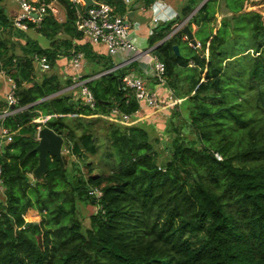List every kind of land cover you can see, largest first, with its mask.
Returning a JSON list of instances; mask_svg holds the SVG:
<instances>
[{
    "label": "trees",
    "instance_id": "trees-1",
    "mask_svg": "<svg viewBox=\"0 0 264 264\" xmlns=\"http://www.w3.org/2000/svg\"><path fill=\"white\" fill-rule=\"evenodd\" d=\"M58 1L64 19L50 10L40 24L30 22L50 37V45L44 46L14 24L0 0V66L15 77L16 105L21 107L3 120L13 138H0L5 194L0 199V264H264V5L245 10L248 0H228L236 12L224 16L214 31L207 25L215 17L213 1L194 11L201 0H186L177 16L160 21L148 37L150 44L157 43L170 83L178 81L179 66L191 65V58L198 69L191 88L177 93L186 97L174 104L164 122L169 137L153 135L144 118L123 123L106 117L118 168L85 175L49 153L48 170L33 180L40 126L63 133L74 153L83 134L79 124L90 128L96 117L79 113L114 106L134 112L140 106L121 80L137 62L105 71L114 65L113 58L83 40L74 2ZM107 1L119 12L126 10L125 0ZM142 1L150 5L154 0ZM187 16L191 28L196 22V31L207 30L198 37L202 51L184 38V27L165 38ZM183 43L195 53H184ZM19 45L22 51H17ZM74 49L96 63L97 56L104 57L97 69L102 73L88 81L95 107L71 91L52 94L71 84L72 74L62 77L51 67L40 74L36 70V51L47 53L54 66ZM242 70L249 73L243 91L238 82L230 85ZM250 86L256 89L253 97ZM42 113L53 114L45 121L34 119ZM84 136L92 134L85 129ZM95 186L101 194L90 191ZM80 201L97 204L89 225L79 217ZM29 207L42 216L25 225Z\"/></svg>",
    "mask_w": 264,
    "mask_h": 264
},
{
    "label": "built area",
    "instance_id": "built-area-1",
    "mask_svg": "<svg viewBox=\"0 0 264 264\" xmlns=\"http://www.w3.org/2000/svg\"><path fill=\"white\" fill-rule=\"evenodd\" d=\"M77 11L76 25L80 29L87 40L92 43L106 44L107 51L114 60V65L105 71L132 67L134 62H139L142 66V72L136 69L126 71L122 77V85L127 91L133 92L138 99L140 106L134 111L130 112L119 106L111 108V113L107 115L114 120H119L126 123L137 121L144 117L145 113L142 109L145 106L150 107H167L174 106L179 101L178 96L173 94L172 87L168 84V77L166 73V62L155 51V44H150L147 40L143 41L138 29L142 26V22L135 19L130 14V8L126 12H119L116 9V4L107 0H95L87 4L86 0H72ZM131 0H126L130 2ZM20 10L14 18L16 26L27 29L30 22L33 21L40 24L45 14L52 11L57 17L61 11V3L58 0H18ZM154 4H163L164 0H154ZM60 4V5H59ZM60 18V17H58ZM161 20L160 14H153L147 23L148 32H152ZM187 18L175 22L173 28L168 32L167 36L172 35L180 27H183L187 22ZM188 38L190 43L197 47L201 45V40L197 38L194 42L186 32L184 35ZM35 59L41 63L43 68L50 67L51 62L48 54L35 52ZM84 51L75 50L71 56V61L76 66V70L72 73L73 82L71 86L79 85L82 97L85 102L91 106H95L97 98L88 81L92 78L85 76L82 70L79 69ZM0 72L6 74L10 81V88L8 90V106L3 111L6 116L9 112L14 111L18 97L16 94L17 82L12 74H9L5 67L0 66ZM102 73V72H100ZM155 79V83L149 82V77ZM103 114V113H102ZM136 115L133 117V115ZM14 131L9 127H4L0 136L5 140L13 138ZM2 139V138H1ZM218 157H222L220 151H215ZM3 164L0 162V185H3ZM91 192L98 195L102 193L98 186L90 187Z\"/></svg>",
    "mask_w": 264,
    "mask_h": 264
},
{
    "label": "rangeland",
    "instance_id": "rangeland-1",
    "mask_svg": "<svg viewBox=\"0 0 264 264\" xmlns=\"http://www.w3.org/2000/svg\"><path fill=\"white\" fill-rule=\"evenodd\" d=\"M135 2L136 0H132L130 2V5L135 6L134 5ZM3 3L6 6L8 15L13 19V22L15 24L14 18L17 15V11H18L17 9L20 10L18 0H3ZM223 4H224V1L217 3V6H216L217 9L223 6ZM137 5L138 4H136V6ZM263 5H264V0H249L247 4L248 9L252 7L258 8V6H263ZM61 8L62 9H61V12L58 14V17H61V14L64 12V7L62 6V4H61ZM127 8H129V6H127L126 9ZM124 12H126V10ZM218 14L220 15V12ZM138 17H140V15H138ZM184 19L185 18H183V20ZM242 19L244 20V18ZM242 22H245V21H242ZM205 32H207V30L203 31V33ZM30 33H32L31 29H30ZM203 33L196 31L195 35L198 38V37H202ZM42 42L44 44L46 43L45 45L49 44V42L46 39H44V37L42 38ZM146 43H147V40L145 44ZM227 47L229 48V46ZM16 48H17V51H22L20 47L17 46ZM182 51L186 54L195 53V49L191 48L189 45H187V43L182 44ZM191 65H194V64H191ZM191 65L179 66L178 81L175 84L170 83V81L168 82V84L172 87V90H173L172 93L178 96L179 98L178 102L180 103L186 97L187 94L180 96L177 93H183V92L188 91L191 88V79L197 76V72H198L197 67L195 65L194 66H191ZM88 71L89 73L92 72L91 68H89ZM38 72L40 73V71ZM239 74L240 75L238 77L231 80L230 85H233L234 82H238L243 91L242 86H248L247 77L249 73L247 71L242 70L241 73ZM5 76L7 75L5 74ZM245 89L246 88H244V90ZM247 90L248 92L251 93L253 97L256 91L255 86H250L249 88L247 87ZM233 96L235 97L236 94L234 93ZM208 99L219 100L220 98L209 96ZM82 100L85 102L83 98ZM262 107H264V105H262ZM172 110H173L172 105H168L167 107H163V108L162 107H151V108L147 107L144 110V113H145L144 114L145 116L143 117L145 120L144 123L150 127L151 131L153 132V135H162L164 138L169 137V134L167 132H163V128H164V122L166 121L167 117L170 115ZM102 113H103L102 116L94 115L96 117L93 119L94 122L92 121L93 124H92V127L90 128H84L81 124H79L78 131L80 134L82 133L83 134L80 136V140H79V143L81 145L79 146L78 149H75L76 150L75 153H72L73 150L71 151L68 150V144L66 142L63 145L64 152L70 153V158L67 164L69 168L73 169L76 165L75 168L76 169L78 168V171H81V173H84L85 175H90L91 173L108 172L110 170H113L119 167L118 158L114 151V144H113L112 139L110 138L111 125H108V122H109L108 120H114L110 117H107V115L111 113V109L108 111H103ZM106 117L108 120L104 119ZM73 122L76 124L77 121L73 120ZM152 125L154 127H152ZM85 129L91 132L92 136H90V139H88L86 136L83 137V135L85 134ZM157 145L159 146V148H162L161 146L162 141H159ZM165 156H166V153L163 152L160 158L163 159ZM74 160H77L76 163H74ZM30 175L33 180L37 178L32 173H30ZM3 190H4V186L0 185V199L5 197ZM79 205H80L79 217L83 220L84 224L89 225L90 219H91L90 215L92 212H95L97 210L98 208L97 204L91 203V202L84 203L80 201ZM41 216L42 214L39 212V209L35 207H29L27 211L25 212V217L27 219H38L39 220Z\"/></svg>",
    "mask_w": 264,
    "mask_h": 264
},
{
    "label": "crops",
    "instance_id": "crops-1",
    "mask_svg": "<svg viewBox=\"0 0 264 264\" xmlns=\"http://www.w3.org/2000/svg\"><path fill=\"white\" fill-rule=\"evenodd\" d=\"M185 1L186 0H164L163 4H161V3L154 4L153 3L154 1H153L150 5H145L142 0H136V2L134 3L135 6L130 5V2L129 3L126 2V7L129 6L130 10H134V17L133 18L138 19L142 22V26L138 29V32L141 34L143 41H145V40H148L149 34L152 33V32H150V33L148 32V26H147V23L150 20V18L152 17V15L155 13L160 14L161 15L160 21L172 19L179 14V11L182 8ZM206 1L207 0H201L200 3H198V5H200L198 8H200ZM212 1L214 4V9L212 11H215V17L212 21H209L207 23V25H208L209 29L212 28V26H213V30L216 31L218 29V27L220 26V24L222 23L224 16L234 13V12H236V10H234L232 8V5L228 2V0H212ZM221 1H224V4H223V6H221L220 8L217 9V7H216L217 3L221 2ZM248 2H249V0L246 3L248 4ZM136 4H138V5L136 6ZM197 6H196V8H197ZM196 8L194 9V11H196L198 9V8L197 9ZM244 9L247 10L248 6L246 5V7ZM249 9H251V8H249ZM241 10L242 9H240L239 11H241ZM219 12H220V15L218 14ZM138 15H140V17H138ZM65 17H66V13L64 10V12L61 14L60 19H64ZM185 18H187V17H185ZM178 21H180V20H178ZM197 27H198V23H196V22L193 23L192 29L194 31V35L196 33ZM30 29H31L32 33H30ZM24 30L29 32L33 37L37 38L42 45H44V46L50 45V43H51L50 37H48L43 32H41L37 26H29V28L24 29ZM15 37L19 38L17 36H14V38ZM43 37H44V39H46L49 42V44L45 45L46 43L44 44L42 42ZM20 39L22 42H25L24 37H20ZM83 40L85 41L87 39L85 38ZM93 45H94V48L98 52L106 54L108 56V58L112 57L109 54V52L107 51L106 44L94 43ZM18 47H20V45ZM75 50L76 49L73 50V53ZM36 52H38V51H36ZM208 52H209V49L207 47V49H206L207 55H208ZM40 53H43V52H40ZM73 53L71 55L64 54V55L60 56L57 59V64L54 66H50L51 69L52 70L57 69L59 72L62 73V77H67L69 74H72L76 70V68H75L76 66H74V64L71 61V56L73 55ZM103 58L104 57H98L97 56L95 59V61H97V63H98L97 64L96 62L90 61L88 59V57L85 56V51H84V57L82 59L81 65L79 66V69L82 70L83 73H89L88 70H89V68H91L92 74L89 76L90 77H96V76L100 75V72H98L97 69L101 68L100 66H101V63L103 61ZM34 60H35V64H36V70L38 69L37 71L42 72V70L49 68V67L43 68L41 63L38 62L35 59V57H34ZM190 64H195V61L193 60V58L190 59ZM133 66H134V69L143 73L142 72V66L140 65L139 62L133 64ZM94 68H96V69H94ZM124 68H126V67H124ZM204 77H205V72H203V78ZM36 79H34V80H36ZM148 79H149L150 83H153V84L155 83V79L152 76H150ZM24 83L29 84L26 81H24ZM71 84H66L62 89L57 90L56 92H53L52 94L62 92V91H71V92H73L75 98L82 97V92H81L80 86L79 85L71 86ZM9 88H10V81H9L8 77L5 76V74H2L0 72V134L3 130V128L7 126L3 121L4 117H5V115L3 114V112H4L3 110L5 108H7V106H8V90H9ZM52 94H50V95H52ZM147 107L151 108L150 106H145V108L142 110L144 111ZM19 108H21V107L16 105L14 111L18 110ZM14 111H12V112H14ZM12 112H9V113H12ZM102 112L103 111H101V112L98 111V112H93V113H79V114L86 115V116H94V115H99V116L101 115L102 116ZM52 114L53 113H42L39 116L35 117L34 119L40 120V121H45ZM54 114H57V112H54ZM76 114H77V112H68V115L71 117H75ZM0 138H2L1 140H5V138L2 136H0ZM72 144H74V143H72Z\"/></svg>",
    "mask_w": 264,
    "mask_h": 264
},
{
    "label": "water",
    "instance_id": "water-1",
    "mask_svg": "<svg viewBox=\"0 0 264 264\" xmlns=\"http://www.w3.org/2000/svg\"><path fill=\"white\" fill-rule=\"evenodd\" d=\"M87 4L90 2H95V0H86ZM200 5L197 6V8ZM196 8V9H197ZM130 14L132 17H134V10H130ZM1 28V24H0ZM184 29L188 33V36L194 41H197L196 36L194 35L193 29L190 27L189 23L187 22L184 24ZM168 36H165L167 38ZM163 38V39H165ZM162 39V40H163ZM175 49L177 53H180V46L179 43L174 44ZM197 49L202 51L201 45H197ZM15 106V104H12ZM38 143L33 147L34 149L38 150L39 152V161L36 164V166L33 168L32 174L35 175L37 178H42L43 173L48 170V154H55L58 159L61 161L63 165H67L70 153L63 151V145L65 143V135L56 129H54L50 125H42L40 126L38 130ZM74 181L76 182L77 179L74 178ZM82 186L85 185V183H81ZM31 221H39L38 219H26L25 225H28Z\"/></svg>",
    "mask_w": 264,
    "mask_h": 264
},
{
    "label": "clouds",
    "instance_id": "clouds-1",
    "mask_svg": "<svg viewBox=\"0 0 264 264\" xmlns=\"http://www.w3.org/2000/svg\"><path fill=\"white\" fill-rule=\"evenodd\" d=\"M188 18H189V16H188ZM187 21H188V20H187ZM186 23H187V22H186ZM186 23H185V24H186ZM183 27H184V26H183ZM166 36H167V35H166ZM196 38H197V37H196ZM15 106H16V104H15ZM68 149H69V148H68ZM63 151H64V150H63Z\"/></svg>",
    "mask_w": 264,
    "mask_h": 264
}]
</instances>
